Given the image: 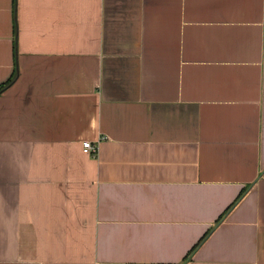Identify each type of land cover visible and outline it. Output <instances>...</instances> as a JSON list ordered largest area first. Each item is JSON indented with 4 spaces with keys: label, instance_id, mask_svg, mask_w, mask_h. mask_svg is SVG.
<instances>
[{
    "label": "crops",
    "instance_id": "crops-1",
    "mask_svg": "<svg viewBox=\"0 0 264 264\" xmlns=\"http://www.w3.org/2000/svg\"><path fill=\"white\" fill-rule=\"evenodd\" d=\"M2 85L0 264H264V0H0Z\"/></svg>",
    "mask_w": 264,
    "mask_h": 264
},
{
    "label": "built area",
    "instance_id": "built-area-1",
    "mask_svg": "<svg viewBox=\"0 0 264 264\" xmlns=\"http://www.w3.org/2000/svg\"><path fill=\"white\" fill-rule=\"evenodd\" d=\"M82 148L85 153L94 155L97 151V143L84 141L82 144Z\"/></svg>",
    "mask_w": 264,
    "mask_h": 264
},
{
    "label": "trees",
    "instance_id": "trees-1",
    "mask_svg": "<svg viewBox=\"0 0 264 264\" xmlns=\"http://www.w3.org/2000/svg\"><path fill=\"white\" fill-rule=\"evenodd\" d=\"M7 85V84H6ZM6 85H2V86H0V91L2 90V89H4L5 87H6ZM208 233V232H207ZM207 233L205 234V236L207 235ZM204 236V237H205ZM204 237H202L201 239H200V241L190 250V254L194 251V249L201 243V241L204 239ZM189 254V255H190ZM187 256L184 258V260H183V262H181V263H173V264H183L185 261H187Z\"/></svg>",
    "mask_w": 264,
    "mask_h": 264
}]
</instances>
